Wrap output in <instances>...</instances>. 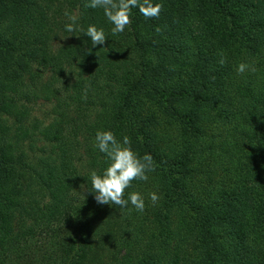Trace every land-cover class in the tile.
<instances>
[{
  "label": "trees",
  "instance_id": "trees-1",
  "mask_svg": "<svg viewBox=\"0 0 264 264\" xmlns=\"http://www.w3.org/2000/svg\"><path fill=\"white\" fill-rule=\"evenodd\" d=\"M87 2L0 0V264H264V0H153L116 35ZM98 130L153 157L143 212L94 199Z\"/></svg>",
  "mask_w": 264,
  "mask_h": 264
},
{
  "label": "clouds",
  "instance_id": "clouds-1",
  "mask_svg": "<svg viewBox=\"0 0 264 264\" xmlns=\"http://www.w3.org/2000/svg\"><path fill=\"white\" fill-rule=\"evenodd\" d=\"M85 7L93 9H103L104 15L113 25L112 35L123 33L125 28L131 24V12L133 8L138 7L139 12L146 18L159 17L163 5L154 3L153 0H88ZM68 23L65 24V31L73 33L76 31V14L65 11ZM161 30L156 28V32ZM85 35L90 37L93 47L103 45L106 42V35L103 28H97L95 25H89ZM63 38V37H62ZM220 64H224L226 59L223 53L220 54ZM248 70L254 71V68L241 62L236 71L243 74ZM84 99H87L85 93ZM95 147L104 153L108 161L106 169L102 173L96 170L90 172L92 193L98 204L115 205L120 208L127 207L129 203L139 212L145 210V199L139 192H132L125 199V191L132 186L134 180L147 181L148 173L155 171L153 157L150 154L140 156L131 147V140L124 136L122 141L118 140L115 134L110 130L97 131L95 136ZM150 201L155 205L160 197L156 192L149 194Z\"/></svg>",
  "mask_w": 264,
  "mask_h": 264
},
{
  "label": "rangeland",
  "instance_id": "rangeland-1",
  "mask_svg": "<svg viewBox=\"0 0 264 264\" xmlns=\"http://www.w3.org/2000/svg\"><path fill=\"white\" fill-rule=\"evenodd\" d=\"M33 106H34V108H32V105L30 107V117L35 116V117H38L40 119H43L44 121L49 118V116H50V114L48 113V110H50L49 103L44 102L42 104L33 105ZM23 144H24V146L22 145V147L24 149H27L26 143H23Z\"/></svg>",
  "mask_w": 264,
  "mask_h": 264
}]
</instances>
